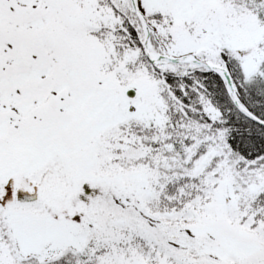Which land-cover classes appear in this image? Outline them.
Segmentation results:
<instances>
[{
  "label": "snow or ice",
  "instance_id": "obj_1",
  "mask_svg": "<svg viewBox=\"0 0 264 264\" xmlns=\"http://www.w3.org/2000/svg\"><path fill=\"white\" fill-rule=\"evenodd\" d=\"M0 264H264V0H0Z\"/></svg>",
  "mask_w": 264,
  "mask_h": 264
}]
</instances>
